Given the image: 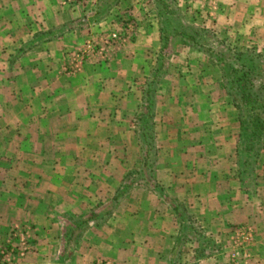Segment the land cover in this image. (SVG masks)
Returning <instances> with one entry per match:
<instances>
[{"label":"crops","instance_id":"1","mask_svg":"<svg viewBox=\"0 0 264 264\" xmlns=\"http://www.w3.org/2000/svg\"><path fill=\"white\" fill-rule=\"evenodd\" d=\"M172 1L176 23L264 58V0ZM154 2L0 0V248L31 244L13 264H264V148L252 190L238 112L220 75L195 74L192 47L174 46L190 90L158 84L154 138L138 139L161 47ZM111 16L134 31L103 43L111 59L76 62ZM243 224L253 239L229 263Z\"/></svg>","mask_w":264,"mask_h":264},{"label":"trees","instance_id":"2","mask_svg":"<svg viewBox=\"0 0 264 264\" xmlns=\"http://www.w3.org/2000/svg\"><path fill=\"white\" fill-rule=\"evenodd\" d=\"M157 6L156 11L160 22V41L161 47L158 51V54L155 57V65L152 67L151 79L146 83V86L143 90L144 102L143 109L140 110L136 121L140 123V131L138 139L142 140L145 138V130L147 129L148 120L151 118L152 122L154 119V96L156 90V83L160 81L161 78H164V75L167 73L166 69V57L168 56V50L170 47V39L174 36V45L180 43L181 45L189 46L195 49L198 52V55L203 54L207 58L217 59V61H223L221 56L222 51L218 48L214 51L215 46L208 45L205 43L207 38L204 36L202 40L201 31L193 29L192 26H182L178 23L173 22L178 11L175 9V5L172 0L168 2L166 0H155ZM165 17L162 18L161 16ZM164 19V20H163ZM129 21V20H127ZM120 21L123 24L120 33L127 35V29L129 23ZM173 23L172 29L167 27L169 24ZM201 35V36H200ZM242 54L240 52H235V57L230 55L231 60L241 59ZM229 58V59H230ZM260 59L258 54L252 55L249 58V64L252 67L248 66L245 63H239V69H232L227 73L224 70L221 80L220 88L224 91L226 96L230 99L232 105L238 112V121L241 128V139L244 137V145L242 149L237 148V155L239 157V166L240 172L246 174L244 166H247L249 159L243 157L244 154L256 156L258 153L257 148L260 150L261 143H264V84H257L258 80L256 79L255 74L253 73L255 68L254 60ZM254 61V62H253ZM220 67V62L216 63ZM258 71V70H257ZM228 76V77H227ZM245 106L248 107V112H245ZM257 111V113H255ZM246 119L255 121L254 124H248ZM153 127V124H151ZM253 125V126H252ZM249 131V132H248ZM257 140V143H253L254 140ZM143 141V140H142ZM145 142V141H144ZM242 146V145H241ZM243 169V170H242ZM247 175V174H246ZM245 177V176H244Z\"/></svg>","mask_w":264,"mask_h":264},{"label":"rangeland","instance_id":"3","mask_svg":"<svg viewBox=\"0 0 264 264\" xmlns=\"http://www.w3.org/2000/svg\"><path fill=\"white\" fill-rule=\"evenodd\" d=\"M155 5H156V3H154V5H153L154 12H155L156 16H158L157 15V11H156V9H158V8H156L157 6H155ZM109 13L108 14L110 16L111 12H109ZM111 17H112L113 20L112 21H108L110 24L103 26L102 30L99 33H97V35H92V37L91 36L87 37L85 42H81L83 44V46L81 47V50L77 53V55H74V57L77 56L75 58L76 62L80 61V59L84 61L87 58H95L97 56L98 57L101 56L102 58H105V59H111V55L109 57H107L104 54L105 50H102L103 43L105 45H109L110 46L109 50H112V49L116 48L117 47L116 44L110 43L109 37H110L112 32L120 33V30H121L120 26L117 27V25L115 23H112L114 21V18H113V16H111ZM161 17L165 19L164 15L161 16ZM173 22H175V18H174ZM127 23H129L128 30L134 31L136 22L134 23L133 20H129V21H127ZM172 25H173V23H171V24H169L167 26L169 28V31H170V29H172ZM127 35H128V33H127ZM201 35H203L202 36V40H204V34L201 33ZM125 37H126V35L123 36V39ZM176 39L177 38L174 39V36H172L171 39H170V47H169V50H168V56L166 57V61H167L166 69H167V74L168 75H165L164 78H161L160 81H158V83H156V86L158 84H160L159 85L160 86V90H163V92H167V91H169V93L172 92L174 95L179 93V91L188 92L190 90L188 88V86L186 85V82L180 83V79H181L180 76H179V74H181L180 70H182L184 68H181V65H178L177 67L175 66V63L177 62V59L175 58V55L178 54V53L176 52L177 47H174L173 45H174V40H176ZM218 41L220 42V40H218L216 37H211L210 36L209 39L207 41H205V43L208 44V45L215 46L214 51L219 48L222 51V54H224V56H221L223 61H217V59H215V57L207 58L203 54L195 55L196 57H200V59L194 58L193 55H191V57L194 58V61H192L194 63L193 67H195V63L196 62H198L200 64L196 68L195 74L199 75V73H201L200 77H202V78L204 76H208L209 77V76L214 75L216 73L217 75H220V79H221V76H222L224 70H226L227 73H230L229 71L234 69V68L235 69H239V63L240 64L241 63H245V64L248 65L249 62H250L249 58L252 57V55L253 56L256 55V53L254 51L253 52H249V51L245 52L244 51V52H240L242 54L241 59H239V60H235V59L231 60L232 57H235V52L236 51H234L233 49H229V47H226V45L222 46L220 43H218ZM122 42L123 41H121L120 44ZM99 43H101V44L99 45ZM77 46H79V45H77ZM72 54H74V53H72ZM258 54H260V53L258 52ZM230 55H232L231 58H230ZM12 56H15V54H13ZM183 56H185V53L182 54V57H181L182 59H183ZM201 56H204L206 58V60H205V58H202ZM209 61H210V63L208 64ZM254 61L253 62L255 64V67L257 66V68L254 69L255 71L253 73L255 74L256 79L258 80L257 84H264V58H260V59L254 60ZM218 62H220V64H221L220 67L218 66V64H216ZM212 64H213V67L211 68ZM214 64H215V66H214ZM182 66H183V64H182ZM248 66L252 67L251 65H248ZM184 72H186V71H184ZM216 89H220V87L217 85ZM245 112H248V107L247 106H245ZM255 113H257V111H255ZM257 114H259V113H257ZM246 122L248 124H254L255 123V121H251L249 119H246ZM151 124H153V122H152V119L150 118L148 120V123H147V129L145 130L146 136L144 138L146 141H148L147 143L149 144V146L151 144L149 141L154 138V134H155L154 127H152ZM155 138H156V135H155ZM256 141L257 140L255 139L253 143H257ZM244 142H245L244 141V137L242 136V139H241V145L242 146H240L241 149H242V147L244 145ZM260 145L261 146L263 145V146H262V148L260 147V150L257 148L258 152H255V153H258L257 157L255 155L254 156L247 155V154L243 155L244 158H246V156H248L247 158L249 159V161H248L249 163L247 164V166H244V170H246V174H247V175L245 174L246 183H247V184L246 183L245 184L249 188L251 187V189L253 188L252 187L253 186L252 181L255 179V176H256V174L254 176L253 171H254V168L256 167V165L259 163L258 157H259L261 151L264 148V143L263 144L261 143ZM145 146H147V145H145ZM253 176H254V178H253ZM124 183H126V182H124ZM239 227H245L246 228V227H249V226H246V225L243 224V225H235L232 228L236 229V228H239ZM230 233L231 232H228V234L226 233V237L225 238L229 237ZM229 240H231L233 242V248L230 249V252H229L230 254H229V257H227V260L229 261V263H232L231 261H233L234 258L231 257V254L235 256L234 249H238V250L243 251V248H242L243 244L239 245L232 237ZM222 242L223 241H221V243ZM237 246H239V248ZM241 251L238 252L239 255H237V256H239V258L241 259V262H242V261L246 260L247 257H245V258L241 257ZM226 256H228V255L226 254ZM216 261H217V259H216ZM237 263H239V261ZM234 264H236V260H234Z\"/></svg>","mask_w":264,"mask_h":264},{"label":"built area","instance_id":"4","mask_svg":"<svg viewBox=\"0 0 264 264\" xmlns=\"http://www.w3.org/2000/svg\"><path fill=\"white\" fill-rule=\"evenodd\" d=\"M124 33H117L112 32L109 41L110 43L118 44L122 41ZM105 50V49H102ZM234 233L236 238L234 237V240L239 244L242 245L243 243H247L253 239L252 231L249 227H239L234 229ZM24 235V234H19ZM13 237H18L17 232H13ZM31 251V244L27 239H23L20 241L18 245L13 243H10L7 246H3L0 248V264H13L12 260L15 258H21L22 256H25ZM234 257V255L232 256Z\"/></svg>","mask_w":264,"mask_h":264}]
</instances>
